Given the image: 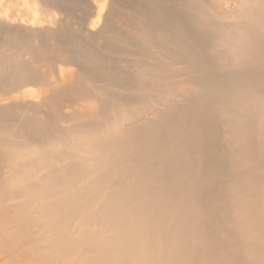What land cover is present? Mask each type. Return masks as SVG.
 Returning <instances> with one entry per match:
<instances>
[{
  "label": "bare ground",
  "instance_id": "1",
  "mask_svg": "<svg viewBox=\"0 0 264 264\" xmlns=\"http://www.w3.org/2000/svg\"><path fill=\"white\" fill-rule=\"evenodd\" d=\"M106 3L102 49L130 33L154 63L70 44L110 75L65 91L66 127L29 119L37 147L0 148V264H264V0Z\"/></svg>",
  "mask_w": 264,
  "mask_h": 264
},
{
  "label": "rangeland",
  "instance_id": "2",
  "mask_svg": "<svg viewBox=\"0 0 264 264\" xmlns=\"http://www.w3.org/2000/svg\"><path fill=\"white\" fill-rule=\"evenodd\" d=\"M112 1L107 0V9ZM125 19L134 21L132 17ZM103 25L102 19H95L92 0H0V148L37 147L38 140L27 131L29 119L39 120V127L44 128L58 117V124L66 127L70 116L65 91L79 84L76 82L87 71L109 78L106 70L89 69L77 60L70 62V44L87 46L106 61L115 62L122 72L137 63H154L136 52V44L142 43L130 33L127 37L133 43L123 46L119 53L102 49ZM15 64L24 67L28 79L9 76ZM122 74L125 84L132 82L128 75L125 81ZM23 93L26 101L22 100ZM4 165L0 161V171Z\"/></svg>",
  "mask_w": 264,
  "mask_h": 264
}]
</instances>
